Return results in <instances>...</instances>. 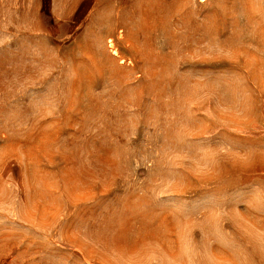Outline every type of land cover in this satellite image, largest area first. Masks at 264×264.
<instances>
[{
	"label": "rangeland",
	"instance_id": "1",
	"mask_svg": "<svg viewBox=\"0 0 264 264\" xmlns=\"http://www.w3.org/2000/svg\"><path fill=\"white\" fill-rule=\"evenodd\" d=\"M0 264H264V0H0Z\"/></svg>",
	"mask_w": 264,
	"mask_h": 264
}]
</instances>
